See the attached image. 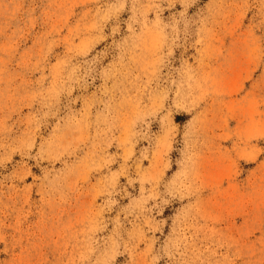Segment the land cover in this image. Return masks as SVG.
I'll list each match as a JSON object with an SVG mask.
<instances>
[{"label": "rangeland", "instance_id": "374dc122", "mask_svg": "<svg viewBox=\"0 0 264 264\" xmlns=\"http://www.w3.org/2000/svg\"><path fill=\"white\" fill-rule=\"evenodd\" d=\"M0 264H264V0H0Z\"/></svg>", "mask_w": 264, "mask_h": 264}]
</instances>
